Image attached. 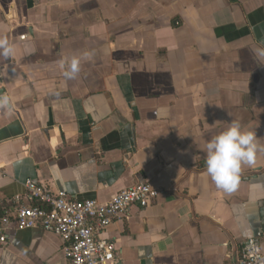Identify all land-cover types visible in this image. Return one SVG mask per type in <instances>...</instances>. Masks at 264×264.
Listing matches in <instances>:
<instances>
[{"label": "crops", "instance_id": "obj_1", "mask_svg": "<svg viewBox=\"0 0 264 264\" xmlns=\"http://www.w3.org/2000/svg\"><path fill=\"white\" fill-rule=\"evenodd\" d=\"M0 35L15 48L0 59V219L33 205L29 181L100 203L147 183L156 200L100 237L117 264H233L248 238L264 252V152L232 193L204 164L233 120L264 145V0H0ZM7 236L0 264H67L53 234Z\"/></svg>", "mask_w": 264, "mask_h": 264}, {"label": "built area", "instance_id": "obj_2", "mask_svg": "<svg viewBox=\"0 0 264 264\" xmlns=\"http://www.w3.org/2000/svg\"><path fill=\"white\" fill-rule=\"evenodd\" d=\"M26 189L28 199L39 202L40 207L17 202L0 219V244L8 243L9 231L38 229L63 242L67 264H117L114 244L101 235L112 222L126 217L131 207L146 208L158 196L147 183L123 189L103 203L74 200L64 192L54 195L31 181ZM233 264H264L259 241L244 240Z\"/></svg>", "mask_w": 264, "mask_h": 264}, {"label": "clouds", "instance_id": "obj_3", "mask_svg": "<svg viewBox=\"0 0 264 264\" xmlns=\"http://www.w3.org/2000/svg\"><path fill=\"white\" fill-rule=\"evenodd\" d=\"M15 53L14 45L6 36L0 35V59L8 60ZM92 52H84V59L90 60ZM62 75L66 80L76 79L81 72V58L72 56L59 61ZM53 95H59L53 92ZM0 109L12 111L13 105L7 94L0 93ZM254 131H244L239 121H231L229 127L206 143L204 155L205 176L210 178L217 189L225 193L237 190L244 165L252 166L258 152H264Z\"/></svg>", "mask_w": 264, "mask_h": 264}, {"label": "trees", "instance_id": "obj_4", "mask_svg": "<svg viewBox=\"0 0 264 264\" xmlns=\"http://www.w3.org/2000/svg\"><path fill=\"white\" fill-rule=\"evenodd\" d=\"M32 206H37V207H40V204H39V202H37V201H34Z\"/></svg>", "mask_w": 264, "mask_h": 264}]
</instances>
